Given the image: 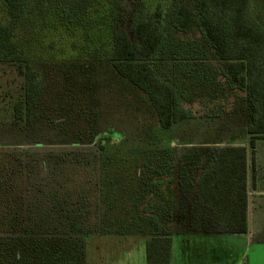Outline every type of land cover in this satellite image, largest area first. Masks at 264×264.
Wrapping results in <instances>:
<instances>
[{"label": "trees", "instance_id": "trees-1", "mask_svg": "<svg viewBox=\"0 0 264 264\" xmlns=\"http://www.w3.org/2000/svg\"><path fill=\"white\" fill-rule=\"evenodd\" d=\"M2 1L10 23L0 24V62H12L23 77L11 127L36 147H85L109 135L120 140L123 156L104 159L108 173L101 183L114 203L98 219L82 225L69 213L61 217L68 220L66 239L31 241L0 257V264H86L85 237L93 234L144 235L147 263L170 264L178 235L248 233L250 160L254 169L257 139H264V10L258 1L174 0L154 9L132 0ZM22 26L39 44L32 56L21 46ZM52 26L60 38L46 41ZM114 83L145 98L163 129L192 118L199 105L225 126V136L214 127L176 158L129 147L123 132L103 122V93ZM240 116L244 123L231 127ZM107 147L101 137L98 157ZM89 165L95 172L96 163Z\"/></svg>", "mask_w": 264, "mask_h": 264}, {"label": "rangeland", "instance_id": "rangeland-1", "mask_svg": "<svg viewBox=\"0 0 264 264\" xmlns=\"http://www.w3.org/2000/svg\"><path fill=\"white\" fill-rule=\"evenodd\" d=\"M132 1L154 9L157 6L169 7L174 0ZM254 1L261 4L263 11L264 0ZM7 23H10V17L0 0V24ZM56 29L54 26L48 28V37L46 32H41V38L46 36V41L50 38L58 40L60 35L55 33ZM19 31L22 48L32 56V51L36 52L39 46L33 31L25 30L23 26ZM212 65L216 69L220 67L218 64ZM22 84L23 77L17 67L12 62H0V257L5 254L10 256L11 250L27 246L31 241L38 243L46 237H53L50 240L52 245L58 237L66 239L68 234L62 235V232L69 228L68 220L61 217L69 213L79 215L82 225L98 219L99 212L102 213V210L114 203L107 195L108 186L101 183L102 175L108 173L104 159L106 154L111 155V161L123 156L120 140L103 134L85 147H36L27 144L25 132L10 124L13 105L21 93ZM103 95L105 126L123 132L128 138L126 145L129 147L135 149L140 145L139 149L143 151L144 146L147 151L148 148L158 149L156 156L159 159L176 158L184 146L208 137L214 127L223 128L222 136H225V126H218L219 120L212 122L205 113L198 110L199 105H195L192 118L175 123L171 129L166 130L160 126L150 103L141 96L126 93L121 84H112ZM241 118H235V126L231 124V127L243 124L244 117ZM115 136L120 137L117 132ZM101 137H106L108 145L109 153L106 152L104 158L98 157L97 152ZM167 147L176 148L177 151L168 153ZM256 155L258 160L254 169L250 160V179L253 184L254 178L256 180L259 177V187L264 189V139H257ZM91 162L96 163L95 172L91 170ZM112 167L115 169L114 164ZM250 190L252 194L255 191L252 187ZM81 192L84 196L78 194ZM84 200L88 205L83 204ZM62 203L64 205L61 206ZM120 203L118 201L116 204ZM87 208L92 211L90 216L85 215ZM259 210L260 226L252 239L245 235H178L174 239L170 264H264V197ZM41 230H47L49 234H40ZM58 231H61V235L57 234ZM85 245L86 264H148L144 235L121 237L93 234L85 237ZM39 253L30 255L27 252V256L37 257Z\"/></svg>", "mask_w": 264, "mask_h": 264}, {"label": "crops", "instance_id": "crops-1", "mask_svg": "<svg viewBox=\"0 0 264 264\" xmlns=\"http://www.w3.org/2000/svg\"><path fill=\"white\" fill-rule=\"evenodd\" d=\"M258 160V159H257ZM257 162V161H256ZM259 169V168H258ZM258 177V174H257ZM259 177L255 180L252 184V179H250V173H249V198H248V225H249V231L245 235L247 238L252 239L253 235H255V230L258 229L260 226V220H261V215H260V205L262 203V199L264 197V189H260V182H259ZM254 186V187H253ZM254 188V196L251 193L250 188Z\"/></svg>", "mask_w": 264, "mask_h": 264}]
</instances>
